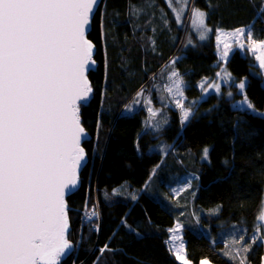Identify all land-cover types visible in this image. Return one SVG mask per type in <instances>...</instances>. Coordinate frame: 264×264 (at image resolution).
I'll list each match as a JSON object with an SVG mask.
<instances>
[{
  "label": "trees",
  "instance_id": "obj_1",
  "mask_svg": "<svg viewBox=\"0 0 264 264\" xmlns=\"http://www.w3.org/2000/svg\"><path fill=\"white\" fill-rule=\"evenodd\" d=\"M261 6L264 0H191L180 26L166 0H102L88 35L97 50L89 74L94 96L81 107L89 162L80 189L67 198L75 248L60 264H181L168 243L177 218L172 188L182 184L178 171L191 169L198 178L187 206L204 216L184 228L188 260L239 264V257L234 263L222 254L230 243L248 248L247 264H263L264 232L255 223L264 202V115L233 107L242 97L228 98L235 85L200 101V84L215 82L220 70L217 32L251 26L253 39L264 40ZM195 9L206 13L212 32L189 43ZM227 68L238 80L248 77L246 94L263 111L264 85L251 74L259 70L255 58L236 51ZM173 71L187 102L196 101L187 122L165 104L172 102ZM147 94L162 98L163 107L155 106L171 113L169 125H146L153 109L140 98ZM163 167L167 186L150 187Z\"/></svg>",
  "mask_w": 264,
  "mask_h": 264
},
{
  "label": "snow or ice",
  "instance_id": "obj_2",
  "mask_svg": "<svg viewBox=\"0 0 264 264\" xmlns=\"http://www.w3.org/2000/svg\"><path fill=\"white\" fill-rule=\"evenodd\" d=\"M96 5L97 0H0V264H60L73 248L65 196L76 187L85 159L79 102L92 92L86 74L95 64L94 44L86 29ZM205 19V12L195 10V22L210 32ZM246 32L250 50L264 49L251 26L230 35L239 39ZM256 59L264 67V51ZM172 77L176 95L183 96L180 73ZM177 105L187 120L190 112ZM179 228L172 230L173 240L181 239ZM170 251L188 264L183 242ZM246 262V256L239 260Z\"/></svg>",
  "mask_w": 264,
  "mask_h": 264
},
{
  "label": "rangeland",
  "instance_id": "obj_3",
  "mask_svg": "<svg viewBox=\"0 0 264 264\" xmlns=\"http://www.w3.org/2000/svg\"><path fill=\"white\" fill-rule=\"evenodd\" d=\"M167 1L170 3L172 0H167ZM176 2H179V0H176ZM179 3H181V2H179ZM190 3H191V0H186V3H184V5L186 6V9L188 8ZM195 10H192V13H190V16L188 17L187 26H189V30L191 32L189 43H192V37L193 36H195L199 40H201L200 39L201 33H204L206 38H207L208 35H210V33L212 32V31L206 32L204 28H200L198 26V24L195 22ZM186 15H187V12H185V11L181 12L179 14V17H180L179 20H183ZM205 26H206V28L211 29L209 26H207L206 19H205ZM243 28L247 29L246 27H243ZM235 30H220L217 32V37H216V39H217V54L220 58V70H219L217 80L215 82H213V83L208 82L207 84L206 83L200 84V88H201L202 93H203L200 101L205 100L211 94L221 93L222 89L225 88L224 86L229 87L230 85H235L237 88L233 89L232 92L231 91L228 92L229 93L228 98H231V99L234 98L236 93H238V95H241L242 97L233 102V107L236 109H240V110L248 109L254 114L264 115V110L263 111L257 110L246 94V86L248 83V77H245L242 80H238L231 73V71L227 68V63L231 59V56L233 55L234 52L239 51L242 55L248 54V55L255 58V63L259 67V70L252 68L251 74L261 77L262 83L264 85V67H261L260 62L256 59V56L260 55L261 52L264 51V49H258L256 52H253L252 50H250V43L247 40V32L245 33L244 37L237 39L236 37H233L230 35L231 33L235 32ZM221 33H223V35H221ZM241 43L244 44L243 48L240 47ZM225 52L227 53L226 56L223 55ZM241 84L244 85L243 88L240 87ZM201 85H203V87ZM169 89H170L169 94H170L172 102L170 100H168L165 104H167L169 107H172V109L179 110L180 113H182L181 108L177 105V101H179L180 104L184 105V110L189 111L190 116H191L194 108H196V105H195L196 101L193 100V101L187 102V99L184 95V85H183V96H177L176 95L172 80L170 81ZM145 97L149 98V100H148L149 106L153 109V110L150 109L151 113H153V112L156 113L155 116H153L151 114V116L148 117V119L146 121V125L151 127V128H155V129H161L164 126L169 125L170 120H171V113L164 108H160L158 106H155L157 104H160L159 106L163 107L164 101H162V98L160 96L150 97V94H147V95L142 96L140 98V102L145 100ZM249 103L252 105L251 108L248 107ZM182 116H183V113H182ZM189 119L185 120V122H187ZM157 124H158V126H157ZM169 148H170L169 144H167V143L164 144V147H163L162 151H160V153L165 154L166 152L169 151ZM207 150H208V154H209L210 149H207ZM205 157L206 156H204V158ZM157 168L159 169L160 166ZM156 171H157V169H156ZM155 174L156 173L154 172V176H155ZM165 174H166V170L163 167V171H162V173H160L159 179L156 180L153 178L152 180H150V182L148 183L149 186L153 188L154 185H157L160 189H164V186H165L164 184L167 183V178L169 177V174H167V175H165ZM178 174L183 176V179L181 180L182 181L181 186L178 187V185H175L174 188H172V190H175L173 193L174 194L173 199L176 202L175 207H176L177 218H176L175 226H173L169 229V239H168L169 241H168V243H169L170 248H171L173 245L178 247L179 244L181 242H183L184 252L186 253L185 259L188 261V264H192L187 258L186 242H185V240H183V232H184L185 227H190L195 222H201V217L204 216V212L201 211V213L198 214L195 211V209L197 207L193 206V207L189 208L187 206V200L186 199H188V197L192 194L193 189L195 188V185H196V179L198 178L195 171L193 169H191L190 171L185 173L182 170H179ZM166 186H167V184H166ZM159 198H164V197H159ZM166 201L170 203L169 200H166ZM172 206H173V204H172ZM262 213H264V202H263L261 210L258 214L257 221L255 223V227H256L257 232H259L261 230H263V232H264V220L260 219ZM178 224L180 225V228L175 234L177 236H179L181 239L173 240L172 236L174 233L172 230L175 229ZM74 248L75 247L72 248V252L74 251ZM172 253L176 257V255L174 254L173 251H172ZM237 253H239V255H236ZM222 254L229 261L234 262V263H235V261L233 259H230L229 255L237 256L240 259H241V257H244V255H245V253L242 251V247L239 248L235 244H230V243L228 244V248L226 251H225V249H223ZM178 261L182 264L181 260H178ZM207 261L209 262V264H212L209 260H207ZM246 264H247V262H246ZM263 264H264V261H263Z\"/></svg>",
  "mask_w": 264,
  "mask_h": 264
},
{
  "label": "water",
  "instance_id": "obj_4",
  "mask_svg": "<svg viewBox=\"0 0 264 264\" xmlns=\"http://www.w3.org/2000/svg\"><path fill=\"white\" fill-rule=\"evenodd\" d=\"M101 4H102V0H97V5L94 7L93 12L91 13V16H90V23H89V25L87 26V29H86V36H87V38H88V35H89V33H90L91 29H92V22H93L94 16H95L96 13L98 12V9H99V7L101 6ZM88 39H89V38H88ZM92 43H93V42H92ZM96 52H97V50H96V47H95V45H94V49H93V59H94V61H95V64H92V65L89 66V69H90V70H89V71L87 72V74H86V75H87V78H88V81H89V84H90V86H91V88H92V92L89 94V96H88V98H87L86 100H82V101L79 102V104L81 105V107H82L83 105L88 104V103L93 99V96H94V89H93V87H92V83H91V81H90L89 74H90L91 71H93V70H95V69L97 68V62H96V60H95ZM81 107H80V113H79V114H80V121H81V125H82V127L85 129V127L83 126V123H82ZM85 133H86V137H82V138H81V146H82L83 148H84V146H83L84 142L87 141V140H90V139H91V136H90V134L87 132L86 129H85ZM84 152H85V159L81 162V167H80L79 170H78V177H79V179H78V183H77L76 187L73 188L72 191H71L70 193H66V196H65L66 203H67V198L69 197V195H71V194L75 193L76 191H78V190L80 189L81 185H82V182H81V175H82L83 170L85 169V167L87 166V164H88V162H89V160H88V156H87V152H86L85 148H84ZM67 205H68V203H67ZM68 220H69V225H70V227H69V230H68V237H67V238L69 239V235H70V232H71V223H70V219H69V213H68ZM69 241H70V240H69ZM72 245H73V244H72ZM73 247H74V246H73ZM71 252H72V249H71V250H66L65 255H64L63 257H61V260H60V261L66 259L69 255H71V254H70Z\"/></svg>",
  "mask_w": 264,
  "mask_h": 264
},
{
  "label": "crops",
  "instance_id": "obj_5",
  "mask_svg": "<svg viewBox=\"0 0 264 264\" xmlns=\"http://www.w3.org/2000/svg\"><path fill=\"white\" fill-rule=\"evenodd\" d=\"M167 3H168L170 10L172 11V13L175 17V20L178 22L179 19H177V16L181 13V11H185L184 3L173 2V0L170 3L167 1ZM179 24L181 26L182 23H179ZM169 92H170V89H169Z\"/></svg>",
  "mask_w": 264,
  "mask_h": 264
},
{
  "label": "bare ground",
  "instance_id": "obj_6",
  "mask_svg": "<svg viewBox=\"0 0 264 264\" xmlns=\"http://www.w3.org/2000/svg\"><path fill=\"white\" fill-rule=\"evenodd\" d=\"M62 261H63V260H62ZM62 261H60V263H61Z\"/></svg>",
  "mask_w": 264,
  "mask_h": 264
}]
</instances>
